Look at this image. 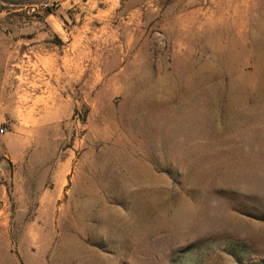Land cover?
Returning <instances> with one entry per match:
<instances>
[{"label": "rangeland", "instance_id": "obj_1", "mask_svg": "<svg viewBox=\"0 0 264 264\" xmlns=\"http://www.w3.org/2000/svg\"><path fill=\"white\" fill-rule=\"evenodd\" d=\"M0 125V264H264V0H0Z\"/></svg>", "mask_w": 264, "mask_h": 264}, {"label": "crops", "instance_id": "obj_2", "mask_svg": "<svg viewBox=\"0 0 264 264\" xmlns=\"http://www.w3.org/2000/svg\"><path fill=\"white\" fill-rule=\"evenodd\" d=\"M78 45L72 41L69 44V52L63 56L54 54L40 56V63L46 68L47 81L37 83L33 79L26 81L27 86L46 85V87H56L67 89L81 85L85 90L94 91L96 88L95 80V60L89 52L87 45L77 48ZM31 120V118H30Z\"/></svg>", "mask_w": 264, "mask_h": 264}, {"label": "built area", "instance_id": "obj_3", "mask_svg": "<svg viewBox=\"0 0 264 264\" xmlns=\"http://www.w3.org/2000/svg\"><path fill=\"white\" fill-rule=\"evenodd\" d=\"M6 128L2 125H0V134H5L6 133Z\"/></svg>", "mask_w": 264, "mask_h": 264}]
</instances>
